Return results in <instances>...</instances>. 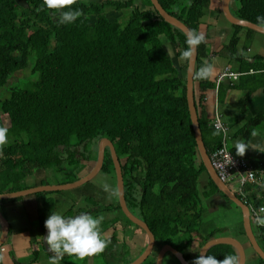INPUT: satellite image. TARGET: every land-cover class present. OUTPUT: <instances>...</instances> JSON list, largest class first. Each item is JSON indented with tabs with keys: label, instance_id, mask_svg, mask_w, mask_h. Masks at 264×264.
<instances>
[{
	"label": "trees",
	"instance_id": "1",
	"mask_svg": "<svg viewBox=\"0 0 264 264\" xmlns=\"http://www.w3.org/2000/svg\"><path fill=\"white\" fill-rule=\"evenodd\" d=\"M158 2L199 31L211 0ZM234 2V17L264 27L258 19L264 17V0ZM42 5L43 0H0V125L9 128V143L0 154V194L47 185L45 179L34 185L26 179L51 167H76L71 181L80 179L78 172L84 163H95L98 143L106 138L120 161L132 214L147 224L158 244L198 253L210 239L200 225L211 197L218 194L238 207L218 190L200 160L186 99L187 61L177 67L165 48L169 44L180 57L188 47L186 36L164 21L150 0L143 1V8L134 0H77L70 7L83 14L71 24H60L59 14L54 17ZM124 9L130 13L123 24L107 17L108 11ZM236 43L234 34L226 47L230 57ZM207 58L204 41L197 48L193 88L195 83L202 90L212 87L208 78L197 76ZM194 101L197 111L195 89ZM197 115L210 156L221 146V135ZM101 172L116 192L109 207L121 212L109 149ZM80 190L98 210L105 191L95 182ZM50 193L36 194L42 198L37 215L44 230L53 206L46 198ZM250 205L264 208V200L252 199ZM196 236L200 240L194 244ZM256 240L264 251L263 226H258ZM206 254L223 259L236 252L220 244ZM257 261L264 264L259 257Z\"/></svg>",
	"mask_w": 264,
	"mask_h": 264
},
{
	"label": "crops",
	"instance_id": "2",
	"mask_svg": "<svg viewBox=\"0 0 264 264\" xmlns=\"http://www.w3.org/2000/svg\"><path fill=\"white\" fill-rule=\"evenodd\" d=\"M143 1L139 0V2L134 3L136 6L143 8ZM222 3L223 0H211L210 6L204 9L201 18L199 32L205 34V43L208 50V58L205 63L211 64L214 71L208 77L212 87L202 90L195 83L197 111L199 116L208 122V129L211 126L213 127L212 124L216 119L226 127L225 134L218 130L221 135V145H224L233 155L245 159L256 172V183L252 186L249 184L246 186L248 199L264 200V187L261 186L264 185V152L249 147L246 149L245 154L241 156L237 154L235 147L237 141H252L254 139L253 132L258 133L256 140L264 138V33L251 29L249 31L245 28L234 29V25L224 17ZM229 8L234 15L236 9L234 0L230 1ZM234 34L237 43L234 47L235 54L230 57V52L226 47L231 42ZM167 45L170 52H168ZM165 48L174 63L180 68L183 64L181 56L177 57V51L169 44H166ZM238 57L241 58L240 61ZM225 67L240 75L236 80L225 78L217 83L218 76ZM214 130L216 129L214 128ZM93 166L92 162L84 163V167L78 172L80 178L85 176ZM75 175L76 167L73 170L51 167L47 168L42 174L28 177L26 184L34 185L42 179L48 181L47 185L68 184L72 182L71 179ZM101 175L103 178V180L100 179L102 183L99 184L97 182L99 179L96 181V178L93 182H96V185L102 190H104L102 185L105 182L113 187L108 174L102 173ZM7 194L10 193L0 194V213L6 219L8 228V234L0 246V264H52L51 255L45 252L42 244L45 230L37 215L42 198L36 196V194L7 198L4 196ZM115 195L111 191H105V197L99 203L98 210L94 209V205L86 202L85 195L80 187L69 191L52 192L47 195L46 198L52 201V211L61 212L64 215H76L85 211L93 216H103L102 235L110 241L101 253L86 257L83 260L66 255L61 264H132L145 253L148 244L146 233L138 226L127 221L124 215L114 206L109 207V205L115 203L113 198ZM218 200H220V203L217 202ZM214 202H217V204H214ZM225 204L228 207L227 209H233L230 204L224 202L220 195L216 194L211 197L207 206L209 211H215L219 209V206H225ZM49 214H46L45 219ZM250 219L256 239L258 225L251 215ZM230 220L229 223L215 227L202 235L209 234V240L214 238L238 240L244 249V264H258L257 258L259 255L254 252L245 235L241 211L239 210L238 214H234V217L232 216ZM118 230L119 234L117 233ZM216 230L218 231L216 232ZM1 234L2 227L0 224V238ZM199 240L200 237L196 236L194 244ZM168 245L174 248L171 244H158L155 240L151 252L141 264H180L166 248ZM162 250L164 252L159 259ZM179 252L184 258L186 255L189 256L190 260L186 261L189 264H194L200 250L197 253L195 248H186L184 251ZM236 255L238 256L237 252Z\"/></svg>",
	"mask_w": 264,
	"mask_h": 264
},
{
	"label": "water",
	"instance_id": "3",
	"mask_svg": "<svg viewBox=\"0 0 264 264\" xmlns=\"http://www.w3.org/2000/svg\"><path fill=\"white\" fill-rule=\"evenodd\" d=\"M231 0H223L222 3V12L224 14V17L228 22H230L232 25L235 26H241L243 28L251 29L259 33H264V27L258 26L256 24H253L249 21L246 20H241L236 17H234L230 11L229 4ZM151 4L155 8V10L159 13L161 18L166 21L168 24L171 26L179 29L187 38V34L189 32V28L182 23L180 20L177 18L171 16L168 14L160 5L158 0H150ZM196 59H197V49L192 57L191 61H187V68H186V99H187V106H188V111L190 115V120L192 124V128L194 131V136H195V142L197 145V151L200 157L201 162L203 163L204 167L206 168L210 178L214 182V184L217 186L218 190L230 201L232 202L235 206H237L242 214V222H243V229L245 232V235L252 246V249L254 252L259 255L261 259L264 260V252L261 250L259 247L255 236L252 231L251 227V219H250V210L249 207L240 199L237 197V195L231 190L230 187H228L225 183H223L219 177L217 176L216 171L212 167L210 157L206 151V148L203 143L202 139V134L201 130L199 127L198 123V115L195 107V101H194V84H193V79H194V73H195V64H196ZM109 149L111 159L113 162V167H114V175L116 179V191H117V200L119 203L120 210L122 214L125 216V218L131 222L132 224L138 226L141 228L147 235L148 239V244L147 248L145 250V253L141 255L135 262L132 264H141L148 254L151 252L154 244H155V237L153 233L150 231L148 228L147 224L136 217L132 212L128 209L126 201H125V196H124V184H123V177H122V170H121V164L120 161L117 157L115 148L113 144L106 138H102L99 141L98 144V149H97V159L94 163L93 168L82 178L68 183V184H62V185H43L35 188H28L25 190H21L19 192H14L10 193L7 195H4L7 198H16V197H21V196H26L30 194H37L41 192H60V191H69V190H74L77 189L84 184L88 182H93L95 177L101 172L103 163H104V158H105V150ZM0 224L2 227V234H1V240H0V246L4 242V239L6 238L8 234V228H7V221L4 218V216L0 213ZM47 230L45 229L43 236L46 234ZM42 244L44 247V250L47 254L51 255V251L48 249V246L44 239L42 238ZM220 244H226L232 246L237 254L238 257L240 258V264L245 263V253L242 244L233 238H214L209 241H207L202 248L200 249L199 255L202 253H207V251L216 245ZM174 256L175 258L179 261L180 264H189L186 259L183 257V255L172 248L171 246L166 247ZM164 250L160 252L159 259L162 257ZM158 259V260H159ZM161 261V260H160ZM159 261V263H160Z\"/></svg>",
	"mask_w": 264,
	"mask_h": 264
},
{
	"label": "clouds",
	"instance_id": "4",
	"mask_svg": "<svg viewBox=\"0 0 264 264\" xmlns=\"http://www.w3.org/2000/svg\"><path fill=\"white\" fill-rule=\"evenodd\" d=\"M77 0H43L42 7L52 10V15L55 17L59 14L58 22L60 24L74 23L82 14L83 10L79 8H72L71 5L76 4ZM259 20L264 21V17H258ZM205 41V34L199 32L197 29L189 30L187 34L186 47L181 53V58L186 61H191L198 46ZM168 47V52L170 48ZM214 68L211 64L205 63L202 65L197 76L199 78H208ZM9 128L0 125V154L3 153L4 147L9 143ZM214 134H219L216 132ZM252 141H237L235 147L237 154L243 156L246 149L249 147L264 152V138L256 140L257 132H253ZM264 187V185H261ZM104 191H111L115 193L107 182L102 185ZM264 212L260 209L255 215L254 222L258 226H264V215L259 213ZM104 220L103 216H93L89 212H79L76 215H64L61 212L51 211L44 221V226L47 230L43 236L48 249L51 251L52 264H61L64 257L73 256L83 260L86 257H92L97 253L104 251L108 243L102 235L101 225ZM194 264H240V258L235 254H226L223 259H217L215 255H208L201 252Z\"/></svg>",
	"mask_w": 264,
	"mask_h": 264
},
{
	"label": "built area",
	"instance_id": "5",
	"mask_svg": "<svg viewBox=\"0 0 264 264\" xmlns=\"http://www.w3.org/2000/svg\"><path fill=\"white\" fill-rule=\"evenodd\" d=\"M239 75V73L225 67L219 74L217 83L225 78L236 80ZM212 125L216 130H220L223 134L226 133V127H224L218 119H216ZM209 157L212 167L216 171L219 179L230 187L237 196H240L239 198L249 207L250 215L254 219L259 210L264 209L263 207H260L259 209L252 208L250 205L252 200H249L247 197L246 186L248 184L252 186L256 183L255 170L245 159L239 158L230 153L224 145L215 149Z\"/></svg>",
	"mask_w": 264,
	"mask_h": 264
},
{
	"label": "rangeland",
	"instance_id": "6",
	"mask_svg": "<svg viewBox=\"0 0 264 264\" xmlns=\"http://www.w3.org/2000/svg\"><path fill=\"white\" fill-rule=\"evenodd\" d=\"M88 1H91L93 3H98V2H101L102 0H88ZM103 1H105V0H103ZM134 2L135 3L139 2V0H134ZM140 8H142V7L140 6ZM129 13H130V9H124L121 12L108 11L107 17H109L112 21H117V22L123 24L128 19ZM92 21H93V19H92ZM184 63H185V61L183 60V64ZM90 167H91V164H90ZM99 174L100 175L99 176L97 175L98 177H95V178H96V181L99 179L97 182L100 184V183H102L103 178L101 175L102 173H99ZM100 179H102V180H100ZM114 181L116 183V179H114ZM47 183H48V181H47ZM112 188L114 189V187H112ZM100 189H102V188H100ZM115 194H116V192L114 193V195ZM115 196H113L114 199L116 198ZM217 202L220 203V200H218ZM217 202H214V204H217ZM230 205L233 209H230V208L227 209L228 207L225 204V206H219V209H217L215 211H209V207L206 206L205 210L203 212L202 222L200 225V228L202 231L201 234H203L204 232H208L211 229H214L215 227H219L220 225H225V224L229 223L231 221L230 218L232 216L234 217V214L239 213V208L237 209L232 204H230ZM117 233L119 234V230Z\"/></svg>",
	"mask_w": 264,
	"mask_h": 264
},
{
	"label": "flooded vegetation",
	"instance_id": "7",
	"mask_svg": "<svg viewBox=\"0 0 264 264\" xmlns=\"http://www.w3.org/2000/svg\"><path fill=\"white\" fill-rule=\"evenodd\" d=\"M106 150H107V148H106ZM106 150H105V151H106ZM124 217H125V216H124Z\"/></svg>",
	"mask_w": 264,
	"mask_h": 264
},
{
	"label": "bare ground",
	"instance_id": "8",
	"mask_svg": "<svg viewBox=\"0 0 264 264\" xmlns=\"http://www.w3.org/2000/svg\"><path fill=\"white\" fill-rule=\"evenodd\" d=\"M233 15V14H232Z\"/></svg>",
	"mask_w": 264,
	"mask_h": 264
}]
</instances>
